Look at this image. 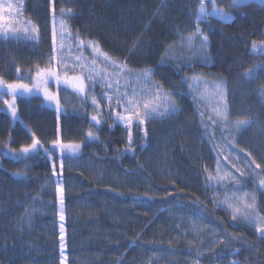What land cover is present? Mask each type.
I'll return each mask as SVG.
<instances>
[{
	"label": "trees",
	"instance_id": "obj_1",
	"mask_svg": "<svg viewBox=\"0 0 264 264\" xmlns=\"http://www.w3.org/2000/svg\"><path fill=\"white\" fill-rule=\"evenodd\" d=\"M215 3L231 20L205 17L198 23L200 0H25L22 15L38 28L42 43L49 42L52 15L60 17L72 44L83 53L85 43L98 44L130 71L150 68L166 90L183 91L185 80L192 76L224 83L230 120L247 125L237 144L264 169V53L252 48L253 43L264 46V0L236 6L233 0ZM205 4L211 11L209 0ZM197 28L207 36L202 57L189 53L178 35ZM38 68L44 69V62L29 47L0 44V79L6 83L31 86ZM52 90L58 92L61 113L39 95L16 98L18 119L3 111L0 103V264H61L58 202L45 189L59 153L20 157L19 149L29 145L33 135L49 149L57 138L81 145L78 156L85 162L84 171L61 173L68 264H142L140 254L151 251L170 254L169 264H211L208 255L198 253L200 239L186 229L188 222L205 230L206 241L212 234L233 243L234 258L240 263L264 264V238L218 209L207 191L203 140L207 136L214 143L224 136L222 122L205 113L206 122L196 127L202 137L199 145L186 122L196 117V111L181 99L182 115L146 138L134 125L130 144L127 129L111 117L93 124L94 107L82 96L63 87ZM90 130L96 138L87 136ZM168 135V143L151 145V139ZM159 151L174 154L171 169L180 181L157 178L152 163ZM240 187L254 195L264 218V190L247 182ZM141 196L144 201L135 199ZM171 198L192 202L199 209L190 206L180 213L170 208Z\"/></svg>",
	"mask_w": 264,
	"mask_h": 264
},
{
	"label": "rangeland",
	"instance_id": "obj_2",
	"mask_svg": "<svg viewBox=\"0 0 264 264\" xmlns=\"http://www.w3.org/2000/svg\"><path fill=\"white\" fill-rule=\"evenodd\" d=\"M254 0H243L242 3H248ZM25 0H0V4L5 6V11L0 13V16L3 19H0V44L3 42H14L15 44H22L23 47H29L33 50L39 59L44 62V69L51 68L55 70L60 75L61 79L71 78V77H87L92 75L95 78V83L93 84L90 80H85V84L87 86V91L85 94H80L74 91L71 87H65L64 85L57 86L55 81H49V91L53 92L58 96L57 90H52V87H63L65 89L71 90L82 96L90 105L91 97L93 95L96 96L97 100L101 104V108L99 110L98 119L102 120L105 117H111L115 123L125 128L122 123H119L116 120L117 112L121 115L125 114V111L122 107L113 104L112 109L110 110L107 105V100L102 98L103 93H110L115 95H121L125 98H131L133 92H135V97L137 102L141 105L140 112L143 115V103L147 102L151 105H158L159 111L164 113L163 115H156L154 118H149L145 120L143 125H140V131L143 134V137L146 138L148 133H152L154 129H161V127L167 125L170 121L177 119L183 113L182 106L180 104L181 99H187L188 102L192 105L194 111H196V117L194 119L187 118L186 120L188 127L192 128L191 136L196 140L199 145L202 144V137L198 135V130L196 127H200L205 119V113L210 118H213L215 121H220L225 125V134L224 136H218V140L212 143V141L206 136L205 140H203L206 144V157L202 166V173L206 179L207 191L211 198V200L216 204L218 209L224 210L229 214L231 219L246 224L248 226L256 228L249 224L248 220L245 219V215H252L256 218H263L259 212L257 211L254 195L250 192L241 190V183H253L258 186L260 189L264 190V186H261L260 181L264 180V169L263 167L257 168V163L255 160L237 143L239 140V135L247 128V125L243 123V125L239 128L235 127L238 123L237 121H231L229 118V104H228V91L225 87L224 83L219 82H211L207 81L204 78L198 76H192L185 80L186 88L182 91L175 90H166L163 85L156 80L154 75L151 77L150 84L151 85H160L158 91H153L152 87L149 85H145L139 83L133 77L138 74L136 72L130 71L124 67V71L113 72L111 66L105 67L103 64V58L97 57V62L95 65V69L89 67L93 61V50L88 47V43H85V53H83L79 48L74 46L70 39V33L66 23L58 16L52 15L50 19V38L49 42L42 43L40 39V34L38 28L30 21H27L23 18V8H24ZM11 4L12 8L9 10L7 6ZM238 4V5H239ZM230 17V16H229ZM223 22L229 21L230 19L223 20L217 17H214ZM29 24L34 26L38 32L33 33L34 38H27L28 34L25 32V29L29 28ZM193 32H180L178 35L185 42L186 50L193 54L194 56L202 57L205 53L207 44L201 42V38L199 36H195ZM55 35L56 40V51L53 52V36ZM65 37L61 39V37ZM189 36H194V39L191 44L187 43V38ZM41 45V46H40ZM79 47H83L79 45ZM259 50V49H257ZM260 51V50H259ZM55 59H51L52 57ZM35 74L31 76V81L34 79ZM103 76V79L101 78ZM119 80L120 91H116V81ZM111 83L113 85L112 88L104 87L107 83ZM6 91V90H5ZM141 92L145 93L144 97H141ZM165 94L166 97L165 98ZM30 95H39L43 97L42 92L36 93L33 92ZM29 96V95H23ZM159 96V99H155V97ZM17 97H22L21 95H17ZM3 99L11 100V97L8 95L0 96V103L2 104L1 108L3 111L10 113L7 109V106L2 103ZM45 100V99H44ZM46 104L52 108H54L57 113H61V109L56 108V104L54 102L46 101ZM174 105L175 111H169V104ZM93 106V105H92ZM94 107V106H93ZM226 110L227 116L223 118L222 114ZM97 114V113H95ZM136 117H134V121ZM93 124V122L91 120ZM136 125L134 122L132 127ZM126 129V128H125ZM128 131V130H127ZM168 143L171 140L170 136H166L165 138H155L151 139V145H155L156 142L160 146L164 143ZM168 144H166L167 146ZM166 146L164 145L162 149L165 150ZM153 148V147H151ZM150 148V150H151ZM163 151V152H164ZM160 152V156H157L158 160L155 163L153 161V165L156 166L157 170V178H161L163 180L169 182H177L180 181L181 178L178 175V172H175L171 169V163L173 162V153L169 152L162 153ZM79 151L75 154H65L63 161V169L60 168V160L58 159L56 163V175H53V179L46 185L45 189L53 192L57 199V222L59 224V250L61 254L60 263L68 264L67 262V254H66V231H65V221H66V207H65V191H64V183L61 177V173L66 172H83L85 169V162L80 161V157L78 156ZM161 158V159H159ZM159 161V163H158ZM52 169V165H51ZM53 173V169H52ZM194 177H196L195 173H192ZM199 176V175H198ZM213 177V179H209V177ZM221 176L225 177L222 180H217L216 177ZM104 177L99 178L102 180ZM103 181V180H102ZM59 182V186L63 189L62 199L63 203L61 204V193L57 191V183ZM141 197H136L135 199H139L144 201ZM149 199V198H148ZM228 200V204H224L225 200ZM147 201V200H146ZM150 202V200H148ZM170 208L180 210V213L183 211L189 210L190 206H198L194 205L192 202L180 203L181 199L168 200ZM145 204V202H144ZM199 209V207H197ZM178 211H176V214ZM203 211L199 210V214L202 215ZM235 216V218H234ZM63 217V219H61ZM264 226V225H261ZM188 231L194 233L196 237L200 239L199 246H197L198 253L208 255V262L211 261V264H242L234 257L236 253L234 252V245L229 241H221L216 238L215 235L210 234L208 236L209 240L204 239V229L200 227H195L188 222L186 226ZM261 237V233L257 232ZM212 243V245H210ZM63 244V247H61ZM161 251L162 249L158 247ZM155 251H151L152 254L141 253L142 264H169L170 260L166 258V255L170 254H156ZM63 253V255H62ZM194 264H207L203 262H194Z\"/></svg>",
	"mask_w": 264,
	"mask_h": 264
},
{
	"label": "snow or ice",
	"instance_id": "obj_3",
	"mask_svg": "<svg viewBox=\"0 0 264 264\" xmlns=\"http://www.w3.org/2000/svg\"><path fill=\"white\" fill-rule=\"evenodd\" d=\"M209 2L212 4L211 11H209L207 9L206 4H205V0H200V4H199L198 10L196 12V20L198 23L201 22L205 17H217V18L223 19V20L230 19L227 12H225L223 9L218 8L216 6L215 0H209ZM242 2H243V0H233V6H236ZM11 8H12V5L9 4L7 6V9L10 10ZM5 10H6L5 6L3 4H0V13H3ZM0 19H3V17L0 16ZM25 32L28 34L27 38H34L32 34L38 32V30L34 26L29 24V28L25 29ZM194 35L199 36L201 38L202 43L207 42V36L203 35L199 28H197L196 33ZM64 38L65 37H63V36L61 37V39H64ZM193 39H194V36H189L187 38V43L191 44ZM83 44H84V42L81 41V45H83ZM87 46L92 48L93 53H94L92 64L89 65V67L95 69L97 57H102L103 58V64L105 65V67L111 66L113 72L124 71L125 66H122L117 60L110 57L108 55V53L101 51L99 49L98 44H94L92 42H89ZM252 48H253L254 52L257 49H259L262 53H264V46L257 45L255 43H253ZM55 51H56V40H55V35H54L53 36V52L55 53ZM51 59H55V57L53 56ZM19 71L20 70L17 69V72H19ZM152 75H153L152 70L150 68H145L140 73L136 74L133 78L136 79L139 83L149 85L150 87H152L153 91H158L159 88L161 87L160 85H158V84L151 85L150 84ZM101 78L103 79V76H101ZM50 80L55 81L57 86L62 84L65 87H71L74 91H76L77 93H80V94H85L87 91V86L84 82L85 80H90L93 82V84L95 83V78L92 75H89V76L83 77V78L76 76V77H71V78L66 77L64 79H61L58 72L55 70H52L51 68H48V69L38 68L35 71V76L31 82V86L28 83H19V82L6 83L5 81H3V79H0V96L8 95L11 97V100L3 99L2 103L7 106V109L10 111L13 119H18L17 107H16L17 95L23 96L26 94L30 95L33 92H36V93L42 92L43 98L46 101L54 102L56 104L57 110H59L60 105H59L58 96L56 94H54L53 92L49 91L48 85H49ZM102 86L108 87V88L113 87V85L110 82L105 84V85H102ZM116 91H120L119 80L116 81ZM140 95H141V97H144L145 93L141 92ZM102 98L107 100L106 106L110 110H113L112 109L113 104H116V105H118L124 109L125 114H123V115H121L117 112L116 120L119 123H122L124 125V127L128 130V140H129L130 144L132 142V125L134 122L136 123L137 127H139L140 125H143L145 123L146 119L154 118L156 115H163L164 114V113L159 111L158 105H151L150 106L149 103L145 102L142 105L144 111H143V115H141V112H140L141 105L137 102V99L135 97V92H133L131 98H125L121 95H115L114 93L113 94L103 93ZM159 98H160L159 96L155 97V99H159ZM165 98H167L166 94H165ZM91 103L94 106L93 111L95 113H97V114H93L91 116V120L93 122H95L96 126H98L101 124V120L98 119L101 104L97 100L95 95H93L91 97ZM168 110L169 111H175L174 105H172L170 103L168 106ZM113 111H115V110H113ZM222 116H223V118H226V116H227L226 110L223 112ZM134 117H136L135 121H134ZM242 125H243V122H238L235 125V127L239 128ZM87 136L89 138H96L94 132L91 130L87 133ZM31 141L32 142L29 145L22 146L19 149L20 157H27L31 154H35V153H38L40 151H43L46 156L53 157L58 152L59 153L58 158L60 160L61 170L63 169V161H64L65 154L75 155L81 147L80 143H75V142L63 143V142H61V140L59 138H57V139H54L53 141H51L52 148L49 149L48 147H45L41 143V141L35 137V135L32 136ZM53 150H55V151H53ZM256 167L259 168L260 165L257 164ZM52 169H53V175H56L55 160H53ZM224 178L225 177H221V176L216 177L217 180H222ZM209 179L211 180V179H213V177L210 176ZM260 184H261V186H264V180H261ZM57 191L59 193H61L60 202L62 204L63 203V199H62L63 189L59 186V182L57 183ZM223 203L228 204L229 201L226 199ZM234 218H235V216H234ZM61 219H63V217H61ZM245 219L248 220L249 224H252L256 228L257 232L261 233V235L264 236V226H261V225H264V218H256L252 215H245ZM61 247H63V244H61ZM62 255H63V253H62Z\"/></svg>",
	"mask_w": 264,
	"mask_h": 264
}]
</instances>
